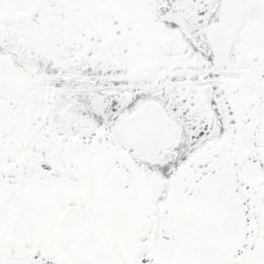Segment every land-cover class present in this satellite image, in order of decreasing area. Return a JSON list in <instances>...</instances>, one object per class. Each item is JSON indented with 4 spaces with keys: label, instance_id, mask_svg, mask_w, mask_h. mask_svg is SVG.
<instances>
[{
    "label": "snow or ice",
    "instance_id": "6c2138e0",
    "mask_svg": "<svg viewBox=\"0 0 264 264\" xmlns=\"http://www.w3.org/2000/svg\"><path fill=\"white\" fill-rule=\"evenodd\" d=\"M0 264H264V0H0Z\"/></svg>",
    "mask_w": 264,
    "mask_h": 264
}]
</instances>
